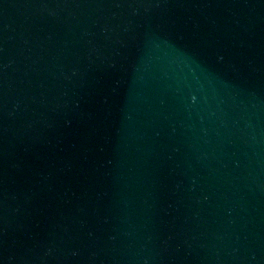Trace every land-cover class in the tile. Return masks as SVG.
Returning a JSON list of instances; mask_svg holds the SVG:
<instances>
[{"label":"water","instance_id":"1","mask_svg":"<svg viewBox=\"0 0 264 264\" xmlns=\"http://www.w3.org/2000/svg\"><path fill=\"white\" fill-rule=\"evenodd\" d=\"M0 264H264V0H0Z\"/></svg>","mask_w":264,"mask_h":264}]
</instances>
